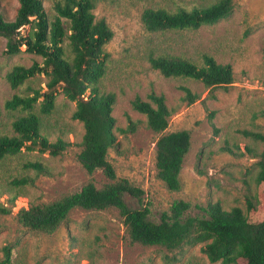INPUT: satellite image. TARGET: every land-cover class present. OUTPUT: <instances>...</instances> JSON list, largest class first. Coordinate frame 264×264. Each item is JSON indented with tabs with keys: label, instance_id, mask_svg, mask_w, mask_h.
Here are the masks:
<instances>
[{
	"label": "rangeland",
	"instance_id": "374dc122",
	"mask_svg": "<svg viewBox=\"0 0 264 264\" xmlns=\"http://www.w3.org/2000/svg\"><path fill=\"white\" fill-rule=\"evenodd\" d=\"M54 0H44L51 17ZM217 0H94L96 18L103 17L113 31L105 45L110 53L104 76L98 81L100 91L114 92L116 101L112 115L117 146L109 150L108 158L118 178L127 179L143 190V203L149 207V219L158 222L176 200L190 204L185 214L202 216L208 203L218 202L224 209L240 207L246 212V199L253 197L256 210L248 212L249 219L263 217L262 185L257 184L255 153L264 149V142L241 133V130L264 133V0H232L230 16L210 25L184 30L149 32L141 22L147 7L208 6ZM19 0H0V12L12 19ZM26 28H23L24 31ZM5 39L0 36V134H12V121L24 114L3 107L14 93L28 94L30 88L44 87L45 76L38 74L12 89L4 76L15 64L29 66L35 54L20 52L4 54ZM183 55L201 64L200 55L208 53L220 63H228L234 71V82L227 87L208 89L201 81L190 78L164 77L153 69L150 54ZM186 86L200 98L193 103L182 99ZM154 90L163 94L172 109L165 132L190 131V147L180 171L181 187L172 191L156 176L155 150L158 133L146 126V117L132 109L130 101L138 94L147 99ZM75 102L59 92L51 114L41 115V132L50 141L62 138L71 142L62 153L51 155L25 148L16 155L0 159V202L17 195L10 214H0V264L3 247L11 246L7 264H221L209 262L200 244L176 254L177 260L166 262L167 251L160 246L131 244L126 238L123 218L117 208L103 210L72 209L52 233L34 232L18 223L16 212L29 203L59 200L79 191L89 180L97 187L111 182L101 170L88 174L76 155L84 132L83 124L72 118ZM212 115V117H210ZM130 117L136 122L133 132L118 129L128 125ZM229 146L232 152L223 150ZM38 160L49 167L51 174L37 175L24 168L27 161ZM23 176L34 181L15 186L11 182ZM126 204L139 208L140 202L126 193ZM169 255H172L169 253Z\"/></svg>",
	"mask_w": 264,
	"mask_h": 264
},
{
	"label": "trees",
	"instance_id": "16d2710c",
	"mask_svg": "<svg viewBox=\"0 0 264 264\" xmlns=\"http://www.w3.org/2000/svg\"><path fill=\"white\" fill-rule=\"evenodd\" d=\"M54 15L49 16L44 0H19L12 19L0 12V36L5 39L4 54L13 56L27 52L41 57L29 66L15 64L4 78L12 89L22 86L26 80L38 74L45 76L44 87L30 88V93H14L6 99L3 107L10 111L24 112L11 123L12 134H0V159L16 155L22 148L38 150L55 156L62 153L71 142L62 138L50 141L41 132L40 116L34 111L38 106L41 115H49L55 107V99L61 92L75 102L72 118L83 124L76 155L83 169L92 174L96 170L111 182L97 187L89 180L82 188L59 200L29 203L17 210L19 224L34 232H54L61 221L74 208L103 210L117 208L123 218L126 238L131 244L160 246L167 253L166 262L177 260L176 254L200 244V250L209 262L221 264H264V149L258 154L249 147L246 152L257 158L256 182L262 185L261 206L263 217L257 221L249 219L248 212L256 210L251 196L246 199V212L240 207L224 209L218 202L208 203L202 216L185 214L190 204L176 200L160 220L149 219V207L143 203V190L133 186L127 179L118 178L108 158L109 150L117 146L114 132L115 117L112 115L116 101L114 92L100 91L98 81L104 76L110 53L105 45L112 39L113 31L106 20L96 18L94 0H54ZM232 0H217L208 6L147 7L141 13L143 27L149 32L168 30H195L230 16ZM22 31L23 28H26ZM201 64L178 54L166 52L150 54L149 64L164 77L190 78L201 81L208 89L227 87L234 82V71L230 64L218 62L212 55L202 53ZM182 99L193 103L200 98L186 86ZM133 110L146 117V126L159 134L155 146L156 176L167 187L176 191L181 187L180 171L185 154L190 147V131L186 129L165 132L172 109L167 106L165 96L151 90L147 99L136 94L130 101ZM0 105V114H1ZM212 117V115H210ZM128 125L119 128L121 133L133 132L136 122L129 116ZM241 133L264 142V133L243 129ZM223 150L232 152L229 146ZM24 168L33 169L37 175L51 174L49 167L41 161H27ZM34 181L30 176L12 180L15 186ZM128 193L140 202L139 208L129 207L124 199ZM17 195L0 202V214H10ZM3 264L11 260V246L5 245ZM172 254V255H169Z\"/></svg>",
	"mask_w": 264,
	"mask_h": 264
}]
</instances>
